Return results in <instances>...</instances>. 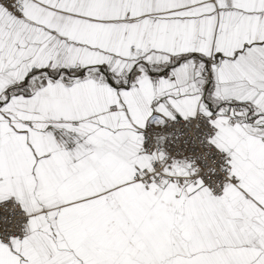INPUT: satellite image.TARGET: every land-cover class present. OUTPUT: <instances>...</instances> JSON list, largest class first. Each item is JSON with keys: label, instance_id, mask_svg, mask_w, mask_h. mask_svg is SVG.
Masks as SVG:
<instances>
[{"label": "snow or ice", "instance_id": "obj_1", "mask_svg": "<svg viewBox=\"0 0 264 264\" xmlns=\"http://www.w3.org/2000/svg\"><path fill=\"white\" fill-rule=\"evenodd\" d=\"M0 264H264V0H0Z\"/></svg>", "mask_w": 264, "mask_h": 264}]
</instances>
